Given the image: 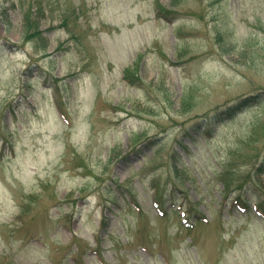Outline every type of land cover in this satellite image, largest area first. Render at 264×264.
I'll return each instance as SVG.
<instances>
[{"label": "rangeland", "instance_id": "1", "mask_svg": "<svg viewBox=\"0 0 264 264\" xmlns=\"http://www.w3.org/2000/svg\"><path fill=\"white\" fill-rule=\"evenodd\" d=\"M0 264H264V0H0Z\"/></svg>", "mask_w": 264, "mask_h": 264}, {"label": "trees", "instance_id": "2", "mask_svg": "<svg viewBox=\"0 0 264 264\" xmlns=\"http://www.w3.org/2000/svg\"><path fill=\"white\" fill-rule=\"evenodd\" d=\"M35 11H32V8H29V10L26 12L24 20H25V34L29 36L30 40H33L35 42H38L41 40V45L43 46V49H46L48 46V42L43 39L42 29L39 22V8L36 7L34 9ZM125 75L129 77L127 73ZM232 181V179H230ZM230 181L227 179L226 185L227 187L230 186Z\"/></svg>", "mask_w": 264, "mask_h": 264}]
</instances>
